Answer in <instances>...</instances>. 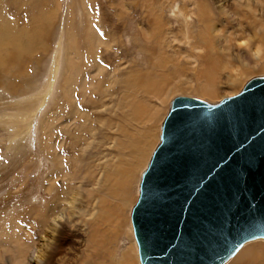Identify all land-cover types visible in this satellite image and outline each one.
Returning a JSON list of instances; mask_svg holds the SVG:
<instances>
[{
  "label": "rangeland",
  "instance_id": "rangeland-1",
  "mask_svg": "<svg viewBox=\"0 0 264 264\" xmlns=\"http://www.w3.org/2000/svg\"><path fill=\"white\" fill-rule=\"evenodd\" d=\"M19 1L0 2L24 34L18 50L0 41V264L21 248L43 264H122L127 250L141 264L132 212L172 103L217 105L264 77L237 46H264V0ZM127 172L123 189L109 179ZM62 213L69 223L56 224ZM251 248L261 255L264 240L226 264Z\"/></svg>",
  "mask_w": 264,
  "mask_h": 264
},
{
  "label": "water",
  "instance_id": "water-1",
  "mask_svg": "<svg viewBox=\"0 0 264 264\" xmlns=\"http://www.w3.org/2000/svg\"><path fill=\"white\" fill-rule=\"evenodd\" d=\"M132 221L142 264H226L264 239V77L217 105L174 99Z\"/></svg>",
  "mask_w": 264,
  "mask_h": 264
},
{
  "label": "bare ground",
  "instance_id": "bare-ground-1",
  "mask_svg": "<svg viewBox=\"0 0 264 264\" xmlns=\"http://www.w3.org/2000/svg\"><path fill=\"white\" fill-rule=\"evenodd\" d=\"M4 1H8V0H0V2H4ZM192 2V1H191ZM12 3H17V5H20L21 3H20V1L19 0H12ZM4 8L2 7V6H0V41H4V42H9L11 45H14L15 46V48H16V50H18L19 48H20V46H19V44H20V38L22 39V36L24 35V34H22V32H20V31H15V28H13V25H12V23H10L11 21H10V17H9V15H7V14H5L4 12ZM15 14V13H14ZM13 14V15H14ZM15 15H17V14H15ZM19 15V14H18ZM263 19V18H262ZM207 20V19H206ZM263 21V20H262ZM13 22V21H12ZM264 22V21H263ZM262 24V23H261ZM17 25V24H16ZM20 25V24H19ZM263 26V25H262ZM262 29V28H261ZM38 30H40V29H38ZM260 30V29H259ZM263 30V29H262ZM261 30V31H262ZM33 32V31H32ZM38 32V31H37ZM36 31L34 32V33H31V34H29V36H27V39H28V45H33L35 42H37V35H38V33H37ZM29 33V32H28ZM211 33V32H210ZM228 41V40H227ZM38 43V42H37ZM5 44V43H4ZM4 44H3V46H4ZM7 44V43H6ZM250 44V43H249ZM29 47V46H28ZM201 48V47H200ZM253 48H254V46H253ZM22 49V48H21ZM21 49H20V51H21ZM251 49V48H250ZM243 50H247V49H243ZM251 50H254V49H251ZM35 51V50H34ZM198 51V50H197ZM19 52V51H18ZM22 52V51H21ZM244 52H247V51H244ZM249 52V51H248ZM6 54V53H5ZM23 52H22V56H23ZM244 54V53H243ZM20 55V54H19ZM249 55V54H248ZM25 56V55H24ZM250 56V55H249ZM12 57V56H11ZM27 57V56H26ZM13 58V57H12ZM20 58V57H19ZM250 58H251V56H250ZM207 59H208V53H206L205 55H204V57L202 56L201 57V60L203 61V62H207ZM251 60H252V58H251ZM2 61V60H1ZM9 61H10V59H9ZM60 61V59H59V57L57 58V60H56V66H55V68H54V70H53V77H52V80H51V82H52V85H54V82L56 81V79H57V77H58V74H59V62ZM7 62V61H6ZM18 62V61H17ZM16 62V63H17ZM24 62V61H23ZM20 63H21V61H20ZM9 64H10V62H9ZM19 64V63H18ZM205 65V64H204ZM15 66H16V64H15ZM20 67V66H19ZM23 67V66H22ZM21 67V68H22ZM200 67H202V66H200ZM206 67V66H205ZM16 70H17V68H16ZM19 71H20V69H19ZM196 72V71H195ZM103 89V88H102ZM217 97V96H216ZM137 103V102H136ZM145 108V107H144ZM138 110V109H137ZM143 110V109H142ZM141 111V110H140ZM148 145H146V146H143V151H145V149H146V147H147ZM141 156L140 157H137V159H138V162L137 163H139L140 164V162H142V160H143V152L142 151H140V153H139ZM149 166V165H148ZM131 167V166H130ZM148 168V167H147ZM147 170V169H146ZM129 172H127V174L122 178V177H120L119 175V177L121 178H118L117 176H113V175H111L110 177H109V179H110V181H117V185L119 186V188L121 187V189H123L124 187H125V184L124 183H126V181L128 180L127 178H129L130 176H131V174H128ZM145 173V172H144ZM117 175V174H116ZM144 175V174H143ZM141 182H142V180H141ZM141 184V183H140ZM141 186V185H140ZM123 194V193H122ZM122 197V196H121ZM123 197H124V195H123ZM73 198V200L72 201H70V202H68L67 203V205L71 208V209H73L74 208V204H76L77 202L76 201H78L77 199V196L76 195H74V197H72ZM140 198V197H139ZM136 206V205H135ZM68 208H66V210H67ZM134 210V209H133ZM113 215L115 216V218H120L121 216H122V212L117 208V210L116 211H114V209H113ZM132 215H133V212H132ZM58 220V221H57ZM68 221V223H69V216L67 215V214H64V213H62V214H60L55 220H54V222H56V224H58V222H61V223H63V222H67ZM107 221V220H106ZM104 223V222H103ZM132 225H133V221H132ZM103 226V225H102ZM57 225H55V227H54V229H56L57 230ZM98 228H100V227H98ZM103 228L105 229V227H102V231H104L103 230ZM55 230V231H56ZM133 230H134V226H133ZM95 231H97V229L95 230ZM94 231V232H95ZM101 231V230H100ZM98 233V232H97ZM102 233H104L103 235H102V237L101 238H98L99 239V244L100 245H102L101 247L99 246V244H98V246H99V248H102L104 245L103 244H105L104 243V235L105 234H107V232L105 231V232H102ZM133 233H134V236H135V230L133 231ZM99 234H100V232H99ZM113 234H114V237L112 238L111 236H109V238H110V241H111V243H112V246L114 245V243H115V241H116V234L113 232ZM108 235H111V234H108ZM107 236V235H106ZM93 237H95V236H93ZM93 237L91 238V240L93 239ZM107 238H108V236H107ZM97 238H95V240H96ZM135 240H136V243H137V247H138V252H139V258H140V251H139V246H138V242H137V239H136V236H135ZM255 240H258V239H255ZM264 240V239H263ZM107 241V240H106ZM109 241V240H108ZM254 240H252V241H249V242H246L244 245H242L235 253H237V252H239L245 245H247V244H249V243H251V242H253ZM97 243V242H96ZM117 245V244H116ZM97 246V247H98ZM107 246V245H106ZM109 247H111L110 245H109ZM105 248V247H104ZM260 248H262V247H260ZM31 249V248H30ZM258 249H259V247H258ZM263 249V248H262ZM261 249V250H262ZM94 250V249H93ZM96 250V249H95ZM98 250V249H97ZM255 250H257L256 248H251V249H249V250H245V251H243V252H241L237 257H236V259H235V261L232 263V264H264V262L262 261V259L264 260V252L262 251L261 252V255H260V253H258L257 251H255ZM260 250V251H261ZM30 252H32L33 254H32V264H43V257H42V253H41V251L40 250H38V248L37 249H35V250H29L28 248L26 249V248H21V251H20V258H24V261H25V263H26V257H27V254L28 253H30ZM99 253V252H98ZM234 253V254H235ZM7 254V253H6ZM234 254L230 257V259L234 256ZM109 255V254H108ZM121 260H120V262L122 263V264H134L133 263V256L132 255H130V253L128 252V250L127 251H125L121 256ZM229 259V260H230ZM228 260V261H229ZM140 262H141V258H140ZM141 264H142V262H141Z\"/></svg>",
  "mask_w": 264,
  "mask_h": 264
},
{
  "label": "clouds",
  "instance_id": "clouds-1",
  "mask_svg": "<svg viewBox=\"0 0 264 264\" xmlns=\"http://www.w3.org/2000/svg\"><path fill=\"white\" fill-rule=\"evenodd\" d=\"M173 15H176V11L174 10ZM238 47L245 48L249 50V55L254 61L264 62V46L258 45L254 50L249 49V40H240L238 41ZM239 69H237L238 71ZM16 264H25L24 258H19L16 260Z\"/></svg>",
  "mask_w": 264,
  "mask_h": 264
}]
</instances>
